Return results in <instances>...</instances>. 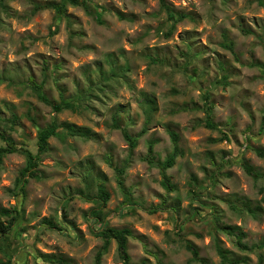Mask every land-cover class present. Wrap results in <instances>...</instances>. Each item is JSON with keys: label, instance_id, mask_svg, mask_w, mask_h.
<instances>
[{"label": "rangeland", "instance_id": "374dc122", "mask_svg": "<svg viewBox=\"0 0 264 264\" xmlns=\"http://www.w3.org/2000/svg\"><path fill=\"white\" fill-rule=\"evenodd\" d=\"M86 1L91 15L67 7L65 20L35 10L59 0H0V130L32 153L37 130L52 120L88 131L86 139L51 138L40 179L23 192L24 155L3 159L0 209L18 218L0 237V261L96 264L102 251L100 264H121L116 244L97 238L87 218L103 185L105 223L131 232L132 264H200L187 244L206 264L221 263L217 245L239 264H264V0H165L185 15L173 27L159 0ZM45 68L51 101L86 93L75 110L56 114L24 86L29 77L41 82ZM205 96L215 129L205 127ZM11 114L19 117L14 130L3 122ZM114 120L135 139L132 152ZM168 131L181 151L166 171L170 193L156 166L172 151ZM149 142L153 166L144 160ZM115 168L125 170L128 204ZM238 235L247 251L236 246Z\"/></svg>", "mask_w": 264, "mask_h": 264}, {"label": "trees", "instance_id": "16d2710c", "mask_svg": "<svg viewBox=\"0 0 264 264\" xmlns=\"http://www.w3.org/2000/svg\"><path fill=\"white\" fill-rule=\"evenodd\" d=\"M159 6H160V11H162L165 16H166V21L171 24V26H175L178 22L182 21L185 18V15H182L180 13H176L173 11L165 2V0H159ZM67 7H80L84 9V11L88 14L91 15V11H89V8L87 6V1L86 0H59V2L54 3H47L44 5H35V10H41V9H49L52 12L55 13V18H62V19H67L68 15L66 13ZM95 15L99 17L100 13L95 10L94 11ZM169 34V33H168ZM224 47L229 50L230 52H233V45L231 43H225ZM48 69L45 68L44 70V75H43V80L41 82L35 81L33 77H29L27 81H25L23 84L24 86L30 90V92L35 96V98L41 102L42 104L50 107L51 111L59 114L63 111H73L76 109V102L80 101L86 93L80 94L78 96L77 101L75 102H66L63 100L62 94H60V101L58 103L51 101L45 94L44 92V86H45V80H46V75L45 72ZM13 80V79H11ZM9 80L7 82L8 86L14 85V81ZM6 82V79H3V77H0V84ZM204 100L206 103H204V110L206 113V121H205V127L208 129H215L216 126L212 122V108L208 105L207 103V96L204 97ZM154 105V102L151 101V103L147 104L146 106L147 112L150 114L152 107L150 106ZM26 118L32 123L35 124V120L29 112L26 114ZM19 117L16 116L15 114H11V117L8 119H3V122L9 125L10 130H14L15 127L19 126ZM150 123L149 118L146 119L145 125L147 126ZM263 127H264V118H263ZM112 127L114 129H119L121 130L122 136L125 140V142L128 144V148L130 152H132L136 148V141L133 137H131L125 129H122L119 127L118 123L116 120L113 121ZM121 128V129H120ZM146 132V129L143 128L140 134H144ZM169 138L172 144V151L171 153L165 158L163 162H158L156 163V166L160 170L162 180H161V185L162 187L168 192H173L175 190L174 186L171 184L169 178L166 175V171L168 169H171L176 162V159L181 155V151L178 146L179 142V137L178 135L173 132V131H168ZM83 137L87 138L88 136V131H83L80 128H77L73 125H70L68 123H57L55 120H52L50 124L43 128H39L37 130V135H36V143H35V153H32L29 150L23 149L19 150L14 143L13 139L6 135V133L3 130H0V169L2 165L3 159L7 155L15 154V153H22L25 158L24 166L19 172V177L18 181H22L21 184V191L23 192V189L25 188L28 180H39L40 179V172L38 170L39 164L41 157L45 155L49 151V140L51 138L58 139L61 142H64L67 138H74V137ZM226 138V137H225ZM153 143L149 142L147 146V153L144 158L145 162L153 166L155 165V158L153 155ZM108 164H110L109 160L107 161ZM243 168L245 172L248 175H251L254 178H257V175L252 172V169L247 166L243 165ZM116 173L118 174L117 178V185L121 193L124 195L125 199V204H128L130 202V193L129 191L125 190L122 176L124 175L125 170L124 169H116ZM98 208L90 210L88 214V219L92 220L93 222V229L92 232L97 238H100L105 245H109L111 242H114L116 244V250L117 254L119 257V260L121 264H132L128 249H127V243H128V238L131 237V232L128 229H115L109 227L105 223L104 215L102 213V209L105 207L108 199H109V194L104 190L103 185L98 186ZM0 217L5 218V221H0V237L2 238L4 235L8 234L15 226L17 218H18V213L15 211H10L7 209H0ZM47 224H50L49 222H46ZM236 238V246L242 250V251H247L248 248L246 245H244L241 242V235H238L235 237ZM186 248L191 252L192 258L200 264H206L204 260H201L198 257V252L197 250L191 245L187 244ZM217 253L221 259L220 264H239L240 261L238 259H234L229 257L230 253L224 251L219 245L216 246ZM101 256H102V251L98 252L96 256V264H100L101 261ZM46 261L52 264H69L65 260L62 259H52L49 257L45 258ZM0 264H12L11 258H7L6 262H1Z\"/></svg>", "mask_w": 264, "mask_h": 264}]
</instances>
